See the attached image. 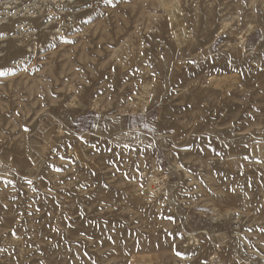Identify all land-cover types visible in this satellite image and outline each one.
I'll list each match as a JSON object with an SVG mask.
<instances>
[{"label": "rangeland", "instance_id": "obj_1", "mask_svg": "<svg viewBox=\"0 0 264 264\" xmlns=\"http://www.w3.org/2000/svg\"><path fill=\"white\" fill-rule=\"evenodd\" d=\"M0 264H264V0H0Z\"/></svg>", "mask_w": 264, "mask_h": 264}, {"label": "built area", "instance_id": "obj_2", "mask_svg": "<svg viewBox=\"0 0 264 264\" xmlns=\"http://www.w3.org/2000/svg\"><path fill=\"white\" fill-rule=\"evenodd\" d=\"M150 181H154L153 177H150ZM156 181V180H155Z\"/></svg>", "mask_w": 264, "mask_h": 264}, {"label": "snow or ice", "instance_id": "obj_3", "mask_svg": "<svg viewBox=\"0 0 264 264\" xmlns=\"http://www.w3.org/2000/svg\"><path fill=\"white\" fill-rule=\"evenodd\" d=\"M29 183H31V182L29 181Z\"/></svg>", "mask_w": 264, "mask_h": 264}, {"label": "bare ground", "instance_id": "obj_4", "mask_svg": "<svg viewBox=\"0 0 264 264\" xmlns=\"http://www.w3.org/2000/svg\"><path fill=\"white\" fill-rule=\"evenodd\" d=\"M149 109V108H148Z\"/></svg>", "mask_w": 264, "mask_h": 264}]
</instances>
